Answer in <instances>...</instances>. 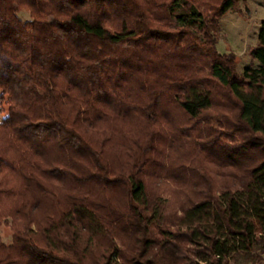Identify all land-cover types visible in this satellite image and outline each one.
I'll return each mask as SVG.
<instances>
[{
  "label": "trees",
  "instance_id": "16d2710c",
  "mask_svg": "<svg viewBox=\"0 0 264 264\" xmlns=\"http://www.w3.org/2000/svg\"><path fill=\"white\" fill-rule=\"evenodd\" d=\"M237 2L0 0V226L13 230L0 264L263 259L264 22L257 65L239 75L217 50ZM219 132L241 140L232 155ZM162 142L178 162L162 166ZM252 150L239 182L167 213L161 167L188 179L184 157L218 165Z\"/></svg>",
  "mask_w": 264,
  "mask_h": 264
},
{
  "label": "rangeland",
  "instance_id": "374dc122",
  "mask_svg": "<svg viewBox=\"0 0 264 264\" xmlns=\"http://www.w3.org/2000/svg\"><path fill=\"white\" fill-rule=\"evenodd\" d=\"M17 14L24 21L30 20L29 11H17ZM264 22V0H238L236 7L225 14L219 20L218 28V42L217 50L221 54L232 53L236 57L237 72L239 75L243 73L246 66H256L257 62L251 55V49L258 43L259 30ZM6 96L1 99L0 90V121L8 115V104L6 103ZM194 122V121H191ZM221 132H226L220 129L219 126H214ZM218 133V141L224 144L228 153L232 155L236 152L241 140L237 137H229ZM205 135V134H204ZM205 137H207L205 135ZM162 150L159 158L162 166L178 162V158L182 155L176 145H168L167 142L161 143ZM190 152V149H187ZM241 151V150H239ZM257 159V150L242 151L238 155L233 156V162L219 163L218 165L207 162L202 165L199 161L191 164L189 160L184 157L183 161L187 167L189 174L188 179L173 178L165 174V169H160L162 178L167 180V185L164 187L163 196L168 200L166 211L169 215L176 216L181 214V208L188 205L190 199H196L199 196L198 191H201L207 185L215 189L239 182L245 173V167L250 165ZM195 167L199 168L201 177L204 182L200 187H195L194 178L199 173L195 171ZM194 170V171H193ZM192 172V173H191ZM195 175H194V174ZM200 193V192H199ZM0 237L2 242L6 245L13 243V230L11 228V221L0 226ZM257 264V263H253Z\"/></svg>",
  "mask_w": 264,
  "mask_h": 264
},
{
  "label": "crops",
  "instance_id": "0c3cea01",
  "mask_svg": "<svg viewBox=\"0 0 264 264\" xmlns=\"http://www.w3.org/2000/svg\"><path fill=\"white\" fill-rule=\"evenodd\" d=\"M257 264H264V256H263V259L259 262H257Z\"/></svg>",
  "mask_w": 264,
  "mask_h": 264
}]
</instances>
